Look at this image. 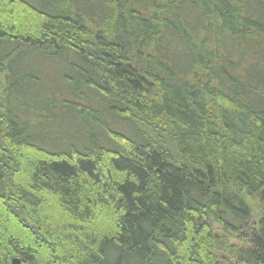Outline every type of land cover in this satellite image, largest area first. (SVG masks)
<instances>
[{
    "label": "trees",
    "instance_id": "obj_1",
    "mask_svg": "<svg viewBox=\"0 0 264 264\" xmlns=\"http://www.w3.org/2000/svg\"><path fill=\"white\" fill-rule=\"evenodd\" d=\"M226 254L264 264V0H0V264Z\"/></svg>",
    "mask_w": 264,
    "mask_h": 264
},
{
    "label": "rangeland",
    "instance_id": "obj_2",
    "mask_svg": "<svg viewBox=\"0 0 264 264\" xmlns=\"http://www.w3.org/2000/svg\"><path fill=\"white\" fill-rule=\"evenodd\" d=\"M229 244L230 245H233L234 244V238H230L229 239ZM222 259H225V261L228 263V264H233V261L229 260V256L226 254V255H223L222 256Z\"/></svg>",
    "mask_w": 264,
    "mask_h": 264
},
{
    "label": "water",
    "instance_id": "obj_3",
    "mask_svg": "<svg viewBox=\"0 0 264 264\" xmlns=\"http://www.w3.org/2000/svg\"><path fill=\"white\" fill-rule=\"evenodd\" d=\"M12 264H19V262L17 259H13ZM176 264H180V262L177 261Z\"/></svg>",
    "mask_w": 264,
    "mask_h": 264
}]
</instances>
